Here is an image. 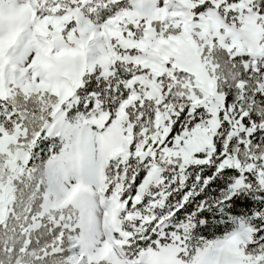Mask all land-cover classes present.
I'll list each match as a JSON object with an SVG mask.
<instances>
[{
  "label": "snow or ice",
  "instance_id": "6c2138e0",
  "mask_svg": "<svg viewBox=\"0 0 264 264\" xmlns=\"http://www.w3.org/2000/svg\"><path fill=\"white\" fill-rule=\"evenodd\" d=\"M0 264H264V0H0Z\"/></svg>",
  "mask_w": 264,
  "mask_h": 264
}]
</instances>
